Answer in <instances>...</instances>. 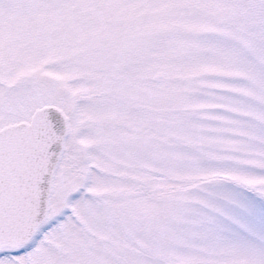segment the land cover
<instances>
[{
    "label": "snow or ice",
    "instance_id": "obj_1",
    "mask_svg": "<svg viewBox=\"0 0 264 264\" xmlns=\"http://www.w3.org/2000/svg\"><path fill=\"white\" fill-rule=\"evenodd\" d=\"M0 264H264V0H0Z\"/></svg>",
    "mask_w": 264,
    "mask_h": 264
}]
</instances>
